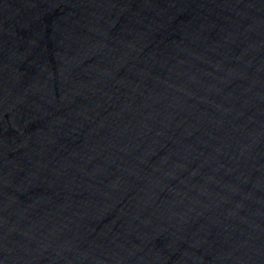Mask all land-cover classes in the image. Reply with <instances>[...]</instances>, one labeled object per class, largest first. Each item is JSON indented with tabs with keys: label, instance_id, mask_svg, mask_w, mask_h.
<instances>
[{
	"label": "water",
	"instance_id": "1",
	"mask_svg": "<svg viewBox=\"0 0 264 264\" xmlns=\"http://www.w3.org/2000/svg\"><path fill=\"white\" fill-rule=\"evenodd\" d=\"M264 0H0V264H257Z\"/></svg>",
	"mask_w": 264,
	"mask_h": 264
}]
</instances>
